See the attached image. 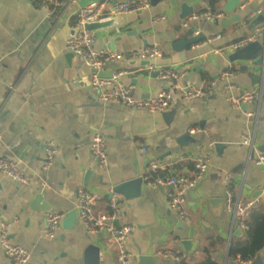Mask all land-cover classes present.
Listing matches in <instances>:
<instances>
[{
    "label": "crops",
    "instance_id": "0c3cea01",
    "mask_svg": "<svg viewBox=\"0 0 264 264\" xmlns=\"http://www.w3.org/2000/svg\"><path fill=\"white\" fill-rule=\"evenodd\" d=\"M84 1L61 8L42 0H0V151L18 160L31 179L23 183L0 174V223L11 222L12 239L30 251L26 264H85L90 244L101 246L102 264H118L117 245H107L102 232L88 234L74 216L79 186L102 195L96 212H110V186L142 177L151 160L168 154L169 168L160 173L191 175L197 144L207 146L212 138L208 173L186 195L189 221L170 208L169 188L143 181L141 194L121 193L122 213L116 223L132 226L125 240L131 264H143L137 259L139 251L153 256L147 264H173L158 252L161 247L182 252L184 264L209 259L230 264V245L245 240L248 230L235 233L239 224L222 199L229 188L225 177L231 176L236 196L260 201L251 216L264 212V163L255 164L264 144V94L236 107L219 77L232 70L230 78L241 87L263 86L264 0H150L149 7L123 13L113 25L93 30L99 48L129 53L147 45L161 47V55L123 57L106 69L124 71L122 80L136 97L148 98L167 86L158 71L168 67L187 68L185 82L203 83L212 91L187 100L174 89L169 106L158 112L98 99L89 85L92 68L66 47L79 29L77 12ZM208 8L225 15L188 20ZM213 36L219 38L209 41ZM244 38L243 47L233 46ZM98 126L108 142L107 170L90 150ZM191 126L202 130L190 132ZM245 133L252 143L243 142ZM50 145L57 149L56 161L44 169ZM181 153L186 157L181 159ZM49 210L65 213L53 237L42 230ZM185 238L191 240L189 249ZM0 264H15L1 242ZM251 264H264V248Z\"/></svg>",
    "mask_w": 264,
    "mask_h": 264
},
{
    "label": "built area",
    "instance_id": "2783aa9c",
    "mask_svg": "<svg viewBox=\"0 0 264 264\" xmlns=\"http://www.w3.org/2000/svg\"><path fill=\"white\" fill-rule=\"evenodd\" d=\"M35 1L40 2V0ZM42 1L44 4H48L49 7L60 6L63 8L74 0ZM149 6L150 0H95L78 10L76 23L79 29L67 39L66 47L78 54L81 59L92 68L89 85L95 91L98 99L103 102H113L136 109L158 112L165 110L169 106L174 89H179L182 97L187 100L211 95V89L203 83L198 85L184 81V78L189 74L187 68L168 67L159 69L158 77L167 81L169 84L162 87L155 95L148 98H138L134 95L133 87L122 80L124 71H116L108 76L99 74L100 71L106 70L111 63L123 57L148 59L161 55L162 49L157 44L147 45L129 53L99 48L97 46L98 37L96 33L86 28L85 25L88 22L106 21L117 15L142 10ZM55 9L56 7L51 8L49 13L52 14ZM224 15L225 13L223 10L212 11L208 8L202 12L190 15L188 20L197 17L218 20ZM251 15L253 16L255 13L253 12ZM188 20L183 22V25H186ZM196 33H199V31H196ZM218 38L219 36H213L208 40L214 41ZM247 40V38L237 39L233 43V46L243 47L247 43ZM233 75L234 71L224 70L221 72L219 78L223 80L224 86L230 91V94L227 95V99L236 107L240 108L246 102H251L263 97L264 85L252 89L243 88L230 78V76ZM200 130H202V128L199 126L189 127L190 132ZM243 142L252 143V136L245 133ZM213 144L214 141L212 138H210L207 146H204L202 143L197 144L194 155L195 168L191 175L160 173L159 170L169 168L172 157L171 154H168L164 158L151 160L146 166L149 172L147 171L142 176L143 181H145L148 186H164L169 188V206L172 210L176 211L183 220H190L186 207V195L190 189L196 187L207 175L213 155ZM108 148L106 135L101 130V127L98 126L92 135L90 150L102 170H107L109 166ZM142 149L145 151L146 146H143ZM56 154L57 149L55 146L50 145L46 147L43 161L44 169L49 168L55 163ZM185 157L186 155L184 153L180 154L181 159ZM263 163L264 151H261L255 159V164L261 165ZM0 174L12 177L23 183L31 182V179L22 172L19 161L3 154L1 151ZM225 183L229 186L225 197L226 208L233 213L241 229L249 230L251 213L259 206L260 201L257 198L236 196L233 188L230 186L232 183L231 176L227 175L225 177ZM114 187L110 186L108 190L109 206L111 208L110 212H96L95 206L102 195L96 191L87 189L83 185L79 186L78 199L73 211L82 221L88 234H98L102 232L105 234L104 241L107 245H117L118 264H131L130 253L126 249L125 240L129 232H131L132 226L130 224L116 223V219L119 217L120 213H122L121 201L123 200V195L116 191ZM64 216L65 213L63 211H47L42 228L43 232L47 236H55L61 229V222ZM10 225L11 222L2 221L0 223V242L6 254L15 264H26L30 258V251L12 239L10 235ZM158 252L164 257L172 260L173 264H184V255L178 250L161 247ZM252 261L253 257L242 258L240 256H229L227 260L230 264H251Z\"/></svg>",
    "mask_w": 264,
    "mask_h": 264
},
{
    "label": "water",
    "instance_id": "95a60500",
    "mask_svg": "<svg viewBox=\"0 0 264 264\" xmlns=\"http://www.w3.org/2000/svg\"><path fill=\"white\" fill-rule=\"evenodd\" d=\"M95 1V0H93ZM93 1H89V0H85L82 4L81 7H85L87 4L93 2ZM154 1V0H153ZM235 1V0H234ZM233 5V1L229 2L228 7ZM230 10V9H229ZM121 16V14L117 17H114L112 19L106 20V21H95V22H88L85 26L86 28H88L89 30H99V29H103L106 27H109L111 25H113L115 22H117V18H119ZM112 70H103L100 71L99 74L100 75H104V76H108V75H112ZM262 83L264 85V80H262ZM264 94V92H263ZM261 151H264V144L261 146ZM143 182V178H134L128 181H124L121 182L119 184H117L114 189L120 193L125 194L126 196H129L130 194L132 196L134 195H139L141 194V185ZM130 191V193H129ZM40 194L37 195V198H39ZM225 202V198H222ZM212 202H218V200H212ZM74 216L77 217V215L74 212ZM236 234H241L242 233V229L240 227H237V229L235 230ZM183 243L186 245L187 249H189V247L191 246V240L189 238H185L182 240ZM100 252H101V246L95 245V244H90L86 250V256H85V264H102L101 262V258H100ZM137 259H139L141 262H143V264H147L150 261H153V256L148 255V254H143L141 251H139V255L137 256ZM258 259V258H257Z\"/></svg>",
    "mask_w": 264,
    "mask_h": 264
},
{
    "label": "trees",
    "instance_id": "16d2710c",
    "mask_svg": "<svg viewBox=\"0 0 264 264\" xmlns=\"http://www.w3.org/2000/svg\"><path fill=\"white\" fill-rule=\"evenodd\" d=\"M249 224L248 237L233 242L229 247V256L255 257L264 248V212L253 214ZM204 264H218V262L209 259Z\"/></svg>",
    "mask_w": 264,
    "mask_h": 264
}]
</instances>
